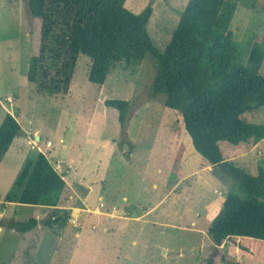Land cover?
<instances>
[{
    "label": "rangeland",
    "instance_id": "obj_1",
    "mask_svg": "<svg viewBox=\"0 0 264 264\" xmlns=\"http://www.w3.org/2000/svg\"><path fill=\"white\" fill-rule=\"evenodd\" d=\"M188 1L126 0V6L135 13L154 7L148 30L163 52ZM40 24L29 17L27 0H0V123L10 112L23 128L0 165V218L27 221L39 215L40 220L26 232L0 228V264H207L213 253L217 264H234L232 258L264 264V253L250 255L230 239L218 247L211 241L208 228L226 196L243 193L234 179L222 181L212 173L184 128L185 143L175 142V135L183 133L175 111L163 96L150 97L153 59L115 63L101 87L89 80L91 58L81 53L68 92L49 93L43 76L36 83L27 79L29 60L42 45ZM231 28L238 46L235 61L264 75V59L261 64L250 60L257 37L264 38V0H239ZM54 43H46L47 65L54 61ZM106 99L130 102L124 125ZM244 118L264 124V106ZM220 145L225 159L253 174L259 163L264 165V139ZM38 151L48 155L69 185L57 207L69 215L61 226L47 224L57 209L5 200L11 192L17 197L15 177ZM164 196L162 206L147 212ZM100 202L105 203L102 212L117 205L126 213L95 212ZM127 213L130 218H124Z\"/></svg>",
    "mask_w": 264,
    "mask_h": 264
},
{
    "label": "trees",
    "instance_id": "obj_2",
    "mask_svg": "<svg viewBox=\"0 0 264 264\" xmlns=\"http://www.w3.org/2000/svg\"><path fill=\"white\" fill-rule=\"evenodd\" d=\"M239 0H189L174 34L163 52L158 51L148 30L154 7L140 13L131 11L126 0H27L29 17L41 21L38 26L42 45L29 60L27 79L38 82L49 93H66L81 53L91 58L89 80L102 87L111 67L120 61L139 63L150 56L156 75L150 85V97L163 96L175 111L177 125L191 136L193 145L212 165V173L222 181L234 179L242 195L229 192L212 219L208 234L215 247L233 240L240 250L256 256L264 253V165L258 173L225 159L220 143L234 145L257 143L264 139V124L249 122L244 115L264 106V75L235 61L238 46L231 28ZM33 31V30H32ZM54 61L44 63L46 43ZM264 38L250 52V60L261 64ZM51 67L54 71H50ZM51 76L49 77V75ZM107 106L119 110L122 125L127 119L128 100L106 99ZM23 128L7 112L0 123V164ZM6 201L57 207L69 190L64 176L48 155L38 151L27 157L14 180L13 193ZM53 212L47 224L66 223L69 215ZM39 223L5 221L0 226L26 232ZM213 253L207 264H217ZM234 264H239L232 258Z\"/></svg>",
    "mask_w": 264,
    "mask_h": 264
},
{
    "label": "crops",
    "instance_id": "obj_3",
    "mask_svg": "<svg viewBox=\"0 0 264 264\" xmlns=\"http://www.w3.org/2000/svg\"><path fill=\"white\" fill-rule=\"evenodd\" d=\"M234 32V31H233ZM181 134V137L179 136V133H177L176 135H175V137H174V140H175V142H180V144H184L185 143V141H184V135H186V132L184 131V129H183V133H180ZM16 139V138H15ZM14 139V140H15ZM189 140H191L190 138H189ZM14 142V141H13ZM193 143V142H192ZM13 144V143H12ZM12 146V145H11ZM11 146H10V148H11ZM9 148V149H10ZM188 148H190L189 146H188ZM195 148V147H194ZM184 151V150H183ZM182 151V152H183ZM197 151V150H196ZM8 152H9V150H8ZM7 152V153H8ZM7 153H6V155H7ZM5 155V156H6ZM5 158V157H4ZM4 160V159H3ZM206 160V159H205ZM207 161V160H206ZM3 162V161H2ZM201 163V162H200ZM209 163V162H208ZM2 164V163H1ZM0 164V165H1ZM211 165V164H210ZM211 171H212V169H211ZM215 178V177H214ZM184 178H181L180 180H178L174 185H173V188L177 185V183L179 182V181H181V180H183ZM67 181V180H66ZM67 184H68V182H67ZM156 186V185H155ZM68 187H69V185H68ZM169 193H167V195H168ZM166 197L167 196H164V197H162V199L158 202V203H156L151 209H149L147 212H149V211H152V210H155L157 207H159L160 205L162 206L165 202H166ZM6 202H8V203H10V201H6ZM86 204V203H85ZM103 204V205H102ZM26 205H29V204H26ZM32 206H34V208H38V209H41L42 207L43 208H45V209H48V208H53V209H55V208H57V207H59V206H57V207H46V206H40V205H32ZM103 207H105V203L103 202V203H101L100 202V204H98L93 210L95 211V212H102V209H103ZM86 208H87V206H86ZM99 210V211H98ZM112 211H105V212H102V213H104V214H106V215H109V216H113V214L115 213V212H125L126 213V211H124L123 209H121V208H119V206H117V205H114L113 207H112V209H111ZM100 212V213H101ZM127 215L128 216H126V217H124V218H130V216H129V214L127 213ZM38 220H39V215H36L35 216ZM140 216H136V219H138ZM109 221H111V219L109 218ZM108 221V222H109ZM39 223H40V220H39ZM38 223V224H39ZM105 223H107V222H105ZM38 226V225H37ZM36 226V227H37ZM0 228L1 229H3V227L2 226H0ZM12 229V228H11ZM108 229H109V227L108 226H105L104 227V231H108ZM16 230V229H15ZM209 235V234H208Z\"/></svg>",
    "mask_w": 264,
    "mask_h": 264
}]
</instances>
